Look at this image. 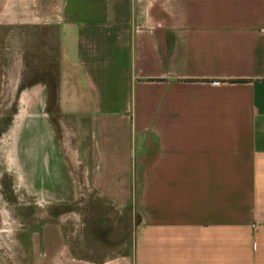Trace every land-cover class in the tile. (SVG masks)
<instances>
[{
  "label": "crops",
  "instance_id": "0c3cea01",
  "mask_svg": "<svg viewBox=\"0 0 264 264\" xmlns=\"http://www.w3.org/2000/svg\"><path fill=\"white\" fill-rule=\"evenodd\" d=\"M0 106V164L79 200L26 264H264V0H0Z\"/></svg>",
  "mask_w": 264,
  "mask_h": 264
},
{
  "label": "rangeland",
  "instance_id": "374dc122",
  "mask_svg": "<svg viewBox=\"0 0 264 264\" xmlns=\"http://www.w3.org/2000/svg\"><path fill=\"white\" fill-rule=\"evenodd\" d=\"M27 38V39H26ZM25 39V40H24ZM53 41V38H50ZM47 41V45H44L40 56H32V47L29 46L28 32L21 37V42L18 47L23 53L22 60L26 63L20 66V72L22 77V83L30 84L33 81L41 80V74H37L38 68L48 69V74L54 73V41ZM11 46V42H7ZM9 50V47L8 49ZM8 58V57H7ZM34 60V61H33ZM10 69V68H9ZM10 78L12 77V70L8 72ZM37 77L34 80H30V77ZM24 84V85H26ZM6 96V103L3 105L14 106L15 93L8 88L3 91ZM0 110H2L0 106ZM10 110V108L5 109ZM4 110V111H5ZM4 125V119H2V126ZM1 163V162H0ZM19 165V164H18ZM19 165L18 172H20L21 178L25 181H19L20 176L14 178V173L10 172L9 167H3L0 164V253L6 259L7 264H26V256L23 253V248L19 243V232L25 229H31L37 223L45 221L59 220L64 221L66 231L69 233L71 240V250L78 253L77 246V227H78V207L79 200L77 198H59L61 191L57 188H53L48 185L50 181V167L47 164H40L34 166V180H32L33 186L36 187L34 181H39L40 189L44 190L46 196L43 198L32 199L29 197L31 187L27 180H30L28 176V170L30 167H22ZM66 169V168H65ZM76 170V168H73ZM71 170V168H70ZM26 172V173H25ZM12 174V175H11ZM72 183H70V188ZM49 190L52 192H49ZM53 196V197H51ZM73 237V240H72ZM83 249H85L83 247Z\"/></svg>",
  "mask_w": 264,
  "mask_h": 264
},
{
  "label": "bare ground",
  "instance_id": "6f19581e",
  "mask_svg": "<svg viewBox=\"0 0 264 264\" xmlns=\"http://www.w3.org/2000/svg\"><path fill=\"white\" fill-rule=\"evenodd\" d=\"M30 111V110H29ZM49 137V136H48ZM15 173V172H14ZM26 173V172H25Z\"/></svg>",
  "mask_w": 264,
  "mask_h": 264
}]
</instances>
